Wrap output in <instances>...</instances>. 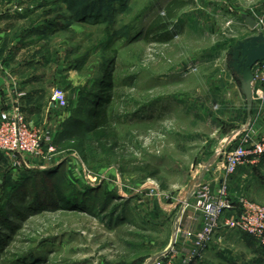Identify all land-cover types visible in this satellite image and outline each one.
<instances>
[{
	"label": "rangeland",
	"instance_id": "1",
	"mask_svg": "<svg viewBox=\"0 0 264 264\" xmlns=\"http://www.w3.org/2000/svg\"><path fill=\"white\" fill-rule=\"evenodd\" d=\"M169 1L0 0V56L33 93L29 124L49 136L40 156L0 154V264H144L172 248L167 264H180L176 227L203 220L181 214L188 188L200 179L215 192L222 151L264 137V106L251 87L249 107L229 54L259 33L264 0H192L172 38L152 42L147 27ZM102 89L112 148L88 142ZM238 168L229 200L264 206V158ZM191 260L264 264V245L222 221Z\"/></svg>",
	"mask_w": 264,
	"mask_h": 264
},
{
	"label": "built area",
	"instance_id": "2",
	"mask_svg": "<svg viewBox=\"0 0 264 264\" xmlns=\"http://www.w3.org/2000/svg\"><path fill=\"white\" fill-rule=\"evenodd\" d=\"M252 29L264 34V19L258 18L252 24ZM251 73L253 75L251 87L253 90L256 87L255 90L261 93L260 97L263 99L264 60L255 63ZM51 101L56 106L65 107L67 104L65 91L61 88L53 89ZM247 127L249 124H246L241 132H246ZM248 134H244L238 144L223 150L220 154L222 161L217 167L218 175L214 176L217 184L215 192L212 193L210 183L200 179H196L188 188L186 198L182 200L181 214L191 207L194 212L201 213L203 220L201 225L195 228L197 219L191 215L187 217L190 219L188 225L178 224L176 227L170 245L181 242L187 249L180 264H190L191 258L199 255L211 241L213 233L221 226L222 221L225 227L242 232L264 245V206L244 199L241 201V207H238L228 198V180L237 168L254 164L264 158V137H253ZM43 138L47 140L49 136L42 137L38 130L31 127L18 104H15L11 111L1 114L0 153L4 156L9 158L24 155L40 156L45 142ZM232 139H236L235 135L229 141ZM47 150L51 151L52 147H48ZM217 171L215 169L214 172ZM173 257L175 251L172 248L169 252L164 251L148 259L144 264H167Z\"/></svg>",
	"mask_w": 264,
	"mask_h": 264
},
{
	"label": "trees",
	"instance_id": "3",
	"mask_svg": "<svg viewBox=\"0 0 264 264\" xmlns=\"http://www.w3.org/2000/svg\"><path fill=\"white\" fill-rule=\"evenodd\" d=\"M192 2V0H170L165 5L164 10L158 13L147 27L145 38H149L152 42L169 41L172 38L170 26L174 19L177 18L180 10ZM110 84L111 78L107 75L105 86L110 87ZM102 90L104 92L99 95L88 116L90 132L88 142L91 145L112 148L117 145V142L107 124L106 106L110 101V94L107 89Z\"/></svg>",
	"mask_w": 264,
	"mask_h": 264
},
{
	"label": "crops",
	"instance_id": "4",
	"mask_svg": "<svg viewBox=\"0 0 264 264\" xmlns=\"http://www.w3.org/2000/svg\"><path fill=\"white\" fill-rule=\"evenodd\" d=\"M8 61H10L11 63V59H7L5 57L0 56V118H1L2 113L11 111L13 106L15 104H18L22 112L24 113L25 117L28 120V114H30V112H28V110L24 107V103L28 102V100L30 99L29 97L33 93L32 91L30 93H27V90H26L27 81H23L20 78H18L19 72L12 69L11 67L9 68L8 64L10 63ZM255 89L257 88L255 87ZM255 89L253 90V95L255 97H252V100L255 98L256 99L258 98V100H260L259 102H261V104L264 106V98L262 99L260 97L261 93L257 92ZM27 94H30V95H27ZM257 104L259 105L260 103H256V105ZM238 169H240V167ZM242 181L244 183L243 179ZM188 213L191 214V212H188ZM184 222L185 224L187 223L186 220ZM186 251L187 249L184 248V246H182L181 253L186 254L187 253Z\"/></svg>",
	"mask_w": 264,
	"mask_h": 264
},
{
	"label": "water",
	"instance_id": "5",
	"mask_svg": "<svg viewBox=\"0 0 264 264\" xmlns=\"http://www.w3.org/2000/svg\"><path fill=\"white\" fill-rule=\"evenodd\" d=\"M229 54H232V64L234 70L240 68L243 74L241 81L242 87L248 98V105L251 106V81L253 75L251 73L252 66L264 60V35L262 33L254 34L233 45Z\"/></svg>",
	"mask_w": 264,
	"mask_h": 264
}]
</instances>
